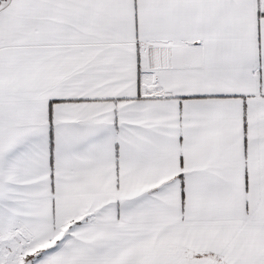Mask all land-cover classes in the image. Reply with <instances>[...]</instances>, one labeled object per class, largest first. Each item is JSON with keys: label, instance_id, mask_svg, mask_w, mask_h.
I'll return each mask as SVG.
<instances>
[{"label": "snow or ice", "instance_id": "obj_1", "mask_svg": "<svg viewBox=\"0 0 264 264\" xmlns=\"http://www.w3.org/2000/svg\"><path fill=\"white\" fill-rule=\"evenodd\" d=\"M0 264H264V0H0Z\"/></svg>", "mask_w": 264, "mask_h": 264}]
</instances>
